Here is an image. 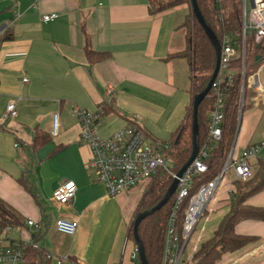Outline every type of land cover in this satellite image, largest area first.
<instances>
[{"label":"crops","instance_id":"0c3cea01","mask_svg":"<svg viewBox=\"0 0 264 264\" xmlns=\"http://www.w3.org/2000/svg\"><path fill=\"white\" fill-rule=\"evenodd\" d=\"M179 12L151 15L148 0H0V35L5 28L11 31L10 40H0V199L22 219L20 226H6L13 228L10 237L16 236L15 241L81 264H138L130 259L136 245L126 240L133 210L126 203L142 188L107 196L87 166L90 151L77 142L79 125L71 110L95 112L103 103L112 105L113 115L100 116L101 137L130 124L149 141L167 143L191 101L185 61L167 60L183 49V32L175 28L182 21ZM46 15L56 18L43 22ZM85 37L91 50L107 57L88 62ZM261 73L264 69L259 74L264 85ZM256 97L247 89L243 94L233 140L238 150L258 143L253 139L264 112V94ZM9 102L15 103V118H3ZM54 114L58 136L33 152L35 131L50 134ZM258 161L264 155L250 161L252 173ZM66 181L75 184V197L59 206L52 195ZM235 182L220 186L214 207L209 203L199 220L208 226L204 242L227 214ZM245 205L264 207V190L247 198ZM220 206L225 212L213 213ZM58 219L75 221V233H58ZM28 220L35 226H27ZM234 231L256 240L222 255L216 264H264V222L240 221Z\"/></svg>","mask_w":264,"mask_h":264},{"label":"trees","instance_id":"16d2710c","mask_svg":"<svg viewBox=\"0 0 264 264\" xmlns=\"http://www.w3.org/2000/svg\"><path fill=\"white\" fill-rule=\"evenodd\" d=\"M164 1L148 0L150 14H161L179 6H185L187 9L182 21L175 27L177 30L183 32V49L167 57V60L174 58L184 60L189 73L187 92L191 99L190 105L184 121L167 142L170 145L168 156L174 165L173 170L174 172H178L187 163L192 151L193 97L201 93L210 81L216 65V53L203 28L193 14L191 1ZM195 2L206 26L213 33L219 45L222 42V37L226 35L232 39L237 47L242 45V0H195ZM10 39L11 31L5 28L0 35V40L7 41ZM84 39V52L88 62L97 63L107 57V53L91 50L88 46L87 38L85 37ZM262 60L263 51L259 46L254 44L252 35L247 34L244 60L246 75L248 76L254 72ZM240 69L241 58L238 56L230 65L234 78L225 100L221 138L213 145L205 161L208 168L207 172L192 178L190 196L202 184L213 180L218 175L225 157L233 144L239 121L240 87L242 84ZM212 104V93L209 91L207 97L198 106L197 111L196 145L199 149L207 142L209 113L212 109ZM97 110H99L100 116H108L115 113L112 105L106 103L99 105ZM50 140V134L36 130L30 148L33 152H36L50 142ZM19 183L23 184V181L20 179ZM171 183V179L166 177H161L152 182L144 191L142 199L138 204V214L155 207L162 200ZM235 188L236 192L230 198L228 212L213 232L211 238L201 243L191 259L183 261L182 264H216L222 255L234 253L256 240L252 237L237 235L234 228L237 223L244 220L264 222V207L254 208L245 205L247 198L264 190V161H258L257 168L253 171L248 181L235 182ZM175 201L176 194H173L158 211L142 220L138 225L137 237L141 243L147 264H161L164 233ZM188 203L189 198H186L178 206L177 224L179 227L184 219V211ZM22 224L19 214L0 199V228L20 226ZM126 240L135 244L132 224L127 229ZM46 254V252L39 248L34 249L32 245L26 246L24 248L23 264H54L46 258ZM137 262L140 264L139 259Z\"/></svg>","mask_w":264,"mask_h":264},{"label":"built area","instance_id":"2783aa9c","mask_svg":"<svg viewBox=\"0 0 264 264\" xmlns=\"http://www.w3.org/2000/svg\"><path fill=\"white\" fill-rule=\"evenodd\" d=\"M249 2L250 9L247 11V0H242V45L237 47L229 36L222 37L219 71L210 89L213 104L209 113L207 142L201 149L198 148L195 159L180 178H177L178 172H174V165L168 156L170 151L168 143L147 142L141 129L130 124L108 137H101L98 110L87 112L78 107H73L71 110V115L77 119L79 125L77 142L86 145L90 151L87 166L94 173L96 181L103 185L108 197H119L142 183L155 182L161 177L169 178L171 181L177 180L174 193L176 201L166 224L161 264H182L185 261L183 260L184 249L199 220L207 211L210 201L217 195L220 186L229 181L230 175L235 181H248L252 175L250 161L258 158L264 151V135L260 143L246 146L241 150L232 144L218 175L213 180L202 184L190 196L192 178L207 172L205 161L213 145L221 138L225 100L234 78L230 65L236 57L241 58L242 84L239 108L243 105L242 97L246 89L257 97L264 94V85L259 80V74L264 69V0H249ZM55 18L56 15H46L42 17V21L48 22ZM247 34L252 35L254 44L263 51V60L257 69L248 76L244 65ZM23 82L25 83L27 80L23 79ZM109 94L110 91H108ZM16 115L15 103L9 102L3 118H15ZM58 132V115L54 114L49 133L52 138H55L58 136ZM75 192V184L66 181L54 190L52 200L59 206H66L74 199ZM186 198H189V203L179 227L177 224L178 206ZM26 225L34 227L35 223L28 220ZM54 228L58 233L71 236L77 230V223L58 219L54 223ZM12 231V227L0 228V264H23L24 248L29 245H32L34 249L38 248L31 243L12 241L10 237ZM3 243L6 245L3 246ZM46 255V258L54 264H81L69 256ZM130 259L134 262L138 261L136 247L132 250Z\"/></svg>","mask_w":264,"mask_h":264},{"label":"water","instance_id":"95a60500","mask_svg":"<svg viewBox=\"0 0 264 264\" xmlns=\"http://www.w3.org/2000/svg\"><path fill=\"white\" fill-rule=\"evenodd\" d=\"M191 1V6H192V11L193 14L196 18V20L198 21V23L200 24V26L203 28L206 36L208 37L209 41L211 42L215 53H216V65L214 68V71L211 75L210 81L208 82L206 88L199 94L195 95L193 97V101H192V132H193V141H192V151H191V155L189 160L187 161V163L178 171L177 173V178H180L182 176V174L184 173V171L189 167V165L192 163V161L195 159L197 153H198V147L196 145V134H197V111H198V106L200 105V103L207 97L210 89H211V85L213 83V81L215 80L218 71H219V54H220V45L217 42L215 36L213 35V33L210 31V29L206 26L202 16L200 15V12L198 10V7L196 5L195 0H190ZM176 186H177V180L174 179L169 187V189L167 190L166 194L164 195V197L162 198V200L152 209H150L149 211H146L144 213H140L137 214L134 217V220L132 222V231H133V238H134V242L138 251V256H139V263L140 264H147L145 261V257H144V253H143V249L141 246V243L137 237V228L138 225L140 224V222L142 220H144L145 218H147L148 216L152 215L153 213H155L156 211H158L167 201L168 199L175 193L176 190Z\"/></svg>","mask_w":264,"mask_h":264},{"label":"rangeland","instance_id":"374dc122","mask_svg":"<svg viewBox=\"0 0 264 264\" xmlns=\"http://www.w3.org/2000/svg\"><path fill=\"white\" fill-rule=\"evenodd\" d=\"M167 0H165L164 2H166ZM176 10H179L180 12H179V15H180V17H181V20H182V18H183V14H185L186 13V11H187V9L185 8V6H179V7H177V8H175ZM249 9H250V2H249V0H247V3H246V10L247 11H249ZM185 11V12H184ZM177 14V13H176ZM183 15V16H182ZM261 80L262 79H264V73H261ZM247 99H248V95H247V98L245 99V106H246V101H247ZM260 111L261 112H263L264 111V107H261L260 108ZM256 135L254 136V139H253V142H258V143H260L261 141H262V139H263V134H264V112L262 113V117H261V120L259 121V124H258V126H257V129H256V133H255ZM260 134H262V136H261V139H259L258 138V135H260ZM145 138V137H144ZM258 138V139H257ZM145 140H147V142H149V140L148 139H145ZM260 140V141H259ZM257 143V144H258ZM254 145H256V143L254 144ZM261 155H264V152H261ZM229 180L230 181H234V178H233V176L232 175H230V177H229ZM152 183V182H151ZM151 183H147V184H144V183H142V184H140V185H138L137 187H135L134 189H133V191L134 192H136V191H138L139 189H141L142 188V191L140 192V194L139 195H137V194H133V193H131V195L132 196H130V197H128L127 199H128V202L126 203V207H127V209L128 210H130V208H132L133 210H132V212H131V215H130V220H129V226L128 227H130L131 226V224H132V222H133V220H134V217L138 214V210H137V208H138V204H139V202L141 201V199H142V196H143V194H144V191L149 187V185L151 184ZM128 196V195H127ZM217 197V195H215L214 196V198L210 201V206L211 207H214V205H215V198ZM223 208H225V207H222V206H220V208H218L217 210H213V213L216 211H219L220 213L221 212H225V210L223 209ZM223 209V210H222ZM129 212V211H128ZM127 212V213H128ZM209 214H212V211H209L208 212V215ZM216 221V220H215ZM214 221V222H215ZM214 222H212V223H214ZM209 234V231H208V226H206L205 225V222L203 223V222H201L200 224H198V226H197V229H196V232L193 234V236L191 237V239H190V241L188 242V244L186 245V247H185V249H184V252H183V260H185L186 259V261L187 260H190L191 259V257H192V255L195 253V251L197 250V246L199 245V243L202 241V243L204 242V240H206L205 238H206V236ZM11 239L12 240H14V239H18L16 236H14V235H12L11 236ZM15 241V240H14Z\"/></svg>","mask_w":264,"mask_h":264},{"label":"bare ground","instance_id":"6f19581e","mask_svg":"<svg viewBox=\"0 0 264 264\" xmlns=\"http://www.w3.org/2000/svg\"><path fill=\"white\" fill-rule=\"evenodd\" d=\"M97 110V109H96ZM99 111V110H98Z\"/></svg>","mask_w":264,"mask_h":264}]
</instances>
